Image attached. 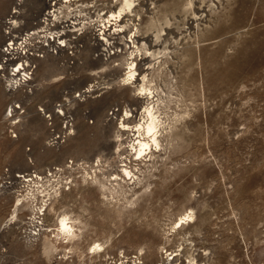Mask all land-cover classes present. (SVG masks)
Instances as JSON below:
<instances>
[{
	"label": "rangeland",
	"instance_id": "1",
	"mask_svg": "<svg viewBox=\"0 0 264 264\" xmlns=\"http://www.w3.org/2000/svg\"><path fill=\"white\" fill-rule=\"evenodd\" d=\"M123 1L80 0L77 50L46 55L12 93L0 81V264H108L122 252L136 264H264V0H134L110 18ZM46 6L0 0V44L15 7L25 29ZM132 58L137 79L124 84ZM63 102L74 128L50 146L41 109ZM146 106L159 145L142 156L131 128ZM32 172L45 190L71 183L29 241L32 202L14 177Z\"/></svg>",
	"mask_w": 264,
	"mask_h": 264
},
{
	"label": "built area",
	"instance_id": "2",
	"mask_svg": "<svg viewBox=\"0 0 264 264\" xmlns=\"http://www.w3.org/2000/svg\"><path fill=\"white\" fill-rule=\"evenodd\" d=\"M23 1L16 0L17 5L21 6ZM79 1L46 0L47 6L36 23L25 29H17L15 17L19 11L15 7L5 22L4 41L0 44V81L8 92L12 93L28 85L33 79L38 61L46 55L58 54L65 50L73 53L77 50L80 31L85 23L79 15ZM100 34H104V31L102 30ZM86 91L90 89L86 88L82 93ZM79 96L80 93L75 95L76 98ZM66 104L67 102L58 104L53 113L41 109L50 128L48 138L50 146H59L74 128V116L68 111ZM15 108L19 106L16 105ZM57 117L58 124L55 123ZM60 171L62 167L55 166L47 173L54 177V174ZM41 179V175L34 172L16 173L14 177V180L19 183V195L24 192L25 198H29L32 202L31 214L23 228V233L29 241H34L43 232L45 210L52 196L58 194L61 188L69 189L71 183V178H64L58 183L50 184V187L45 190ZM135 259H138L137 255H126L122 252L119 258H110L108 264H136ZM138 264H142L141 261Z\"/></svg>",
	"mask_w": 264,
	"mask_h": 264
},
{
	"label": "bare ground",
	"instance_id": "3",
	"mask_svg": "<svg viewBox=\"0 0 264 264\" xmlns=\"http://www.w3.org/2000/svg\"><path fill=\"white\" fill-rule=\"evenodd\" d=\"M133 2H134V0H124L118 11L111 12V17L110 18H112V19L120 18L122 16V14L126 10H130L132 8ZM137 75H138V73H137V64L132 58L131 61H129V63H128V67H127V70L125 72V77L123 78L124 84H128L130 81L136 80L137 79ZM141 89L140 90L142 92L145 91L144 94H146V91H148V89L144 85H142ZM126 115L129 117L130 114L128 112H126ZM142 115L144 117V120L142 122L140 121V122L136 123L133 126V128H131L130 125H128V124L122 123V129L124 131L125 130L129 131L130 128H131L132 131H134V134H133L134 138L132 139V144L131 145L135 149L136 153H138V155H142L143 156V154L147 150L153 149V147H155V146L158 147V145H159V137H158L159 130H158V128H159V125H160L159 124L160 120H158V117L155 114V112L153 110V107H150V106H146L144 108V110L142 112ZM145 135L148 137V139H147V137ZM122 172H123V174L125 176H132V174H133L132 171L128 168L127 165H124V168L122 169ZM188 217H190V214H188ZM180 219L182 221L183 217L180 218ZM60 227H61L63 232L71 233L73 227L69 223V219H68V215L67 214H64L61 217V219H60ZM98 248H101V245L99 243H97L94 246V249H98Z\"/></svg>",
	"mask_w": 264,
	"mask_h": 264
}]
</instances>
